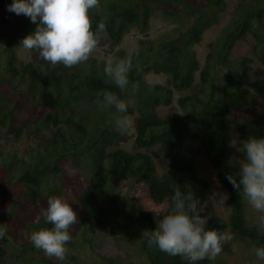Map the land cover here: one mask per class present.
I'll return each mask as SVG.
<instances>
[{
    "label": "trees",
    "instance_id": "1",
    "mask_svg": "<svg viewBox=\"0 0 264 264\" xmlns=\"http://www.w3.org/2000/svg\"><path fill=\"white\" fill-rule=\"evenodd\" d=\"M5 0H0V39L4 38L3 51L10 60L6 65L11 74H0V95H4L5 86L16 90L20 88L18 80L25 75L28 84L24 87V94L31 97L33 107L34 133L32 138H41L39 147L31 151V163L21 160L16 163L12 157L0 160L3 173L0 171V184H8L16 189L29 208L33 209L43 199L44 194L55 197L60 193L63 179H55V184L48 190L44 184L49 177L62 171L61 163L70 161L77 167L88 170V176L73 178L71 184L70 202L78 214V224L88 230L97 220L104 216V209L100 204V197L108 194L113 206L128 218L130 223H141L147 231H154L153 221L159 217L150 211L151 208H142L135 205L127 213L122 203L111 189L110 178L104 173L109 167L111 179L120 183H129L136 186V192L129 197L136 203L142 204L143 198L151 201L153 209L164 208L171 203L174 194V185L178 184L182 191L191 190L202 203L210 191V184L201 178L197 171L196 160L178 152V149L187 140L201 141L202 153L211 162L217 172L221 184L225 187L230 198V215L224 219L212 213L207 220V228L220 231L230 227L231 232L240 238L248 239L256 247H264V232L248 223L245 215V202L240 192L226 179V175L235 174L236 168L223 170L228 150L227 134L229 131L228 118L237 112L243 119H234L241 139L249 136H264V115L258 113L254 106L264 102V82L257 83L251 80L252 63L254 59L248 55L241 59V71L233 68L234 61L230 59L232 50L238 41L247 39L251 35L254 39V51L264 61V4L262 0H246L240 4L236 16L220 33L217 41L209 44V53L202 67L195 46L203 40L207 27L219 21L215 11L226 7L225 0H207L199 3L209 7L208 11H201L196 15L193 23L185 30L169 36L156 46H143L140 57L134 59V67L129 74L130 84L122 92L114 84L107 83L104 74L105 61H95L94 70H83L74 66L69 69L62 64L53 68L49 63H43L40 68H33L28 64V71L22 72L18 68V59L15 43L34 33L37 24L28 28L20 22L18 25L10 22V11L3 7ZM111 1V0H110ZM147 0H112L105 12H89L93 31L103 21L106 24L107 34L112 46L120 43L124 32L130 23H138L144 30L147 28ZM157 2V0H155ZM9 3V2H8ZM7 3V5H8ZM142 3V4H141ZM140 4V11H139ZM186 9L191 13L199 11L192 2L185 0ZM103 8V7H102ZM103 10V9H101ZM108 10V11H107ZM211 10L212 16L209 17ZM142 11V12H141ZM30 30V31H29ZM126 52L116 51V57H124ZM82 64V63H81ZM43 70V71H41ZM223 75L215 77L218 71ZM7 72V73H8ZM149 73L166 74L170 82L164 84H150L147 82ZM200 73V98L198 94H183L178 97L179 106L184 113L172 112L163 118L157 108L169 106L174 102L175 92H183L194 87L197 74ZM23 74V75H22ZM132 84L137 85L135 94L132 93ZM103 91L117 93L121 99L135 100V108L130 107L127 115L137 109L135 144L137 149L129 151L123 147H116L123 139L116 129V119L121 115L114 106L106 107L98 103ZM5 94L4 99H7ZM0 97V127L8 126L10 131L22 133L23 128H15L14 112L16 106L2 101ZM201 103L200 109L196 107ZM9 109V110H8ZM9 122V124L7 123ZM96 121V122H95ZM66 125L71 128L63 132ZM53 128V131L48 130ZM48 129V130H47ZM159 147L163 157L168 160L169 169L163 175L158 171L157 164L149 150ZM109 160V163L107 162ZM19 173V174H18ZM190 183L191 187L188 186ZM115 188V186L113 187ZM35 231L41 228H51L53 225L45 223L44 218L29 223ZM91 225V226H90ZM32 232V233H33ZM72 240L74 235L70 229ZM147 236L140 243L142 252L149 264H189L180 256H170L158 248L148 247ZM3 248L0 244V264H8V259L21 257L29 264L39 260L42 264H71L58 261L45 253L35 258L28 256L29 250H34L28 244ZM105 260V259H104ZM264 264V261H260ZM114 264V262H111ZM101 264V263H100ZM196 264H224L220 260L204 259Z\"/></svg>",
    "mask_w": 264,
    "mask_h": 264
},
{
    "label": "clouds",
    "instance_id": "2",
    "mask_svg": "<svg viewBox=\"0 0 264 264\" xmlns=\"http://www.w3.org/2000/svg\"><path fill=\"white\" fill-rule=\"evenodd\" d=\"M187 1L189 2V0ZM190 1L192 2L191 5L193 7H199V11L191 13L189 10H187L184 4L185 0H157V2H155V0H147V28L143 30L138 23H130L129 28L125 30L122 40L118 45L122 43L124 38L133 29L138 30L141 35L148 34L153 18L156 16L158 17V15H161L163 19H168L171 21H185V23L182 26H179L175 31L164 34L158 40L159 42L164 41L171 35L177 34L180 30H185V28L190 23L194 22L196 15L200 14L201 11L207 12L209 9V7L202 9V7L205 6L199 5V3L202 2H195L194 0ZM225 1L227 5V0ZM7 3L8 1L3 4V7L6 8L8 6V11H10L11 14L8 17L9 21L11 20L16 25H18L20 22L28 28L33 27L34 23L37 24L34 33L25 36L21 43H19L20 46L29 52L33 50L36 51L39 57L49 63L53 68L62 64L66 68L71 69L74 66L87 62L92 54L98 49L102 38L106 37L109 39L108 36H105L107 34V29L106 24L103 21L97 25L95 31H93L92 28V20L90 18L89 12L91 9H98L100 7V0H13L10 5H7ZM108 3L109 2H107L105 5L102 4V7L105 8L106 5L109 6L110 4ZM224 10L225 8L218 10L217 12L221 13ZM20 15L26 16L28 20L24 21L23 19H20ZM212 15L213 14L210 10L209 17L211 18ZM217 16L220 19L218 14ZM30 22L31 25H28ZM217 23L206 28L203 34V39L206 31L210 27L217 25ZM220 33L211 42L217 41L220 37ZM158 41L154 42L153 40H145L142 38V40H140L141 47L139 48L136 47L127 52L123 49H119L123 52H126L124 57H108L104 66V74L107 77L106 82L114 84L122 92L126 91L130 84L129 74L133 70L134 59L138 56L140 57V51L142 50L141 48H143L145 45L147 47L150 45L156 46L159 43ZM202 41L199 44H201ZM110 44L112 46L111 41ZM199 44L195 46L196 50ZM250 57H252L254 61L256 59L263 61L260 56L256 54V51H253V56ZM241 70L242 69L238 71ZM254 81L257 83H263L264 74L261 80ZM136 89L137 85L132 84L133 95L135 94ZM100 96L102 97V101L98 98V103L102 102V104L106 107L114 106L116 111L121 114L115 122L116 129L119 134H128L133 126V121L127 115V112L130 107L134 106V99H121L117 93L111 91H103ZM255 107L256 105L254 106V109ZM13 116L15 117V113ZM15 121V128H23L22 133L10 131L6 125L1 126L0 129H3L7 132H13L9 134L12 140H15L16 137V139L20 141L25 136V130L24 127H17L15 125ZM7 123L9 124L8 121ZM69 128H71V126L66 125L63 129V132H67ZM51 129L53 128L51 127ZM33 133L34 126L33 132L31 131L29 133V137L32 138L33 135L31 134ZM12 135L16 136L13 138ZM40 141L41 138L38 137L33 140L29 139V161L26 159L20 160H25L28 163H31V151L39 147ZM230 146L235 147L237 152L242 153L243 158H237L235 160V163L239 165V180L237 181L236 177L232 174L226 175V179H228V181L233 185L234 189L240 192L254 212L258 214V229L261 232H264V136L257 137L252 135L243 140L233 139L230 141ZM9 157H12L17 163L18 160H16L14 156L10 155ZM166 161L168 163V160ZM107 162L109 163V160H107ZM66 163L70 164L74 168H80L84 170L85 174L88 176L89 169L77 167L70 161L62 162V171L55 173V176L58 174L63 175L65 173ZM230 163L232 162L230 161ZM197 171L199 174L198 167ZM79 176L86 177L83 173ZM79 176H77L76 179H78ZM187 184L189 187H191L189 182H187ZM6 185L7 184H5V186ZM173 187L174 194L172 196L171 203L166 206L162 204L164 208L153 209L154 206L149 205L151 204V201L148 198H146L145 202L143 201L142 204L137 203L138 206H141L144 209L151 208L150 211H153L158 217L163 214L160 219L153 221V225L155 226L154 231H147L144 226V235L148 237V247L158 248L161 252H164L170 256H180L184 260L188 261L189 264H196L197 261L204 259H217V261L220 260L223 256L222 249L226 247L225 243L232 240L233 235L229 232H225L224 230L226 228L222 231L215 228H207L206 224L208 219L201 215L204 205L200 203V200L191 190L182 191L178 184L174 185ZM22 198L23 197H21V199ZM226 199V193L217 192L215 190L213 191L212 195L209 196V200H219L221 203H224ZM22 200L24 201V199ZM2 201L4 202V198ZM133 201L135 202V200H131V202ZM112 207L115 208L114 211H118L116 206ZM122 208H124L123 203ZM124 211L127 213L125 208ZM42 215L44 217L45 223L51 224L53 227L41 228L38 231L31 233L30 240L36 249L42 250L45 255L49 257H55L58 261L63 262L66 260L67 253L69 252V249L66 247V245L68 243H72L70 229L72 228L73 233V225L78 221L77 211L73 209L72 205L66 199L56 196L48 198L47 208L42 211ZM104 216L102 217L103 220ZM6 233V226L4 224H0V239L4 238ZM0 244L3 246V248L10 247L8 244L2 243L1 241ZM253 247L254 248L252 251L257 262L264 261V247H255L254 245ZM20 255L21 257L19 258L22 260V263H24L26 258L23 256V254ZM218 256H220L219 259ZM8 264H10V259H8Z\"/></svg>",
    "mask_w": 264,
    "mask_h": 264
},
{
    "label": "rangeland",
    "instance_id": "3",
    "mask_svg": "<svg viewBox=\"0 0 264 264\" xmlns=\"http://www.w3.org/2000/svg\"><path fill=\"white\" fill-rule=\"evenodd\" d=\"M9 2L10 5L13 0H5V2ZM112 1V0H111ZM110 0H100V7L98 9H91V12H99L103 13L106 11L108 5L105 8H102V4H111ZM195 2H206L207 0H194ZM246 0H227V5L225 10L221 13H216L220 16L219 22L217 25L210 27L205 35L201 44L198 45V57L200 59L202 67L205 64V59L209 51L208 44L217 37V35L221 32L223 28H226L229 23L236 16V11L239 5ZM264 2V0H263ZM8 9V6L6 7ZM103 9V10H101ZM11 18V16H10ZM20 19L28 20L26 16L20 15ZM10 22H12L10 20ZM185 21L182 20H168L163 19L161 15L158 17H154L152 20V25L150 27L149 33L146 35H141L138 30L133 29L122 41V43L115 48H113L110 44V40L106 37H103L100 41V45L98 49L92 54L91 57L95 59V61H106L108 57L115 56L116 51L119 49H123L126 52L134 49L136 47H141L140 40H153L154 42L158 41L164 34L175 31L179 26H182ZM31 25V22L28 23ZM159 42V41H158ZM5 44L4 38L0 39V74L7 76L11 75L8 72L7 61L10 60L6 57V54L3 51V45ZM254 39L251 35L247 36L246 40L238 42L234 49L232 50L230 59L234 61L235 70L242 69L241 67V59L243 56L250 55L253 56L254 51ZM15 52L18 58V68L22 72L28 71V64L32 63L34 65L33 68H41L43 63H47L42 58L39 57L36 51L29 52L20 46L19 43H15ZM93 58L89 59L87 62L77 65V68L83 70H91L94 69ZM48 64V63H47ZM43 71V70H41ZM8 72V73H7ZM264 74V62L260 59H256L252 63V71H251V80H261ZM23 75V74H22ZM223 75V70L218 71L215 77H220ZM20 84V88L13 90L10 87L5 86L4 95H0L3 98L2 101L7 102L8 104H13L16 106L15 110V125L17 127H24L25 136L23 139L18 141L16 139V135H12L15 140H12L9 134L13 132H7L3 129H0V160H4L5 157L14 156L18 163H21L20 159H26L29 161V139L33 140L34 138L29 137V133L33 132L32 123L34 121H30L33 117V107L30 104L31 97L24 94V87L28 84L25 75H23V80H18ZM147 82L149 84H164L167 85L170 82V77L166 74H156L149 73L147 75ZM200 73L197 74L196 84L193 88L183 91V92H175L174 102L169 106H160L157 108L158 113L161 117L165 118L169 116L172 112L184 113V109H182L178 104V97L183 94L192 95L193 93L198 94L199 98L206 93H200ZM5 94H8L7 99H4ZM132 98V97H130ZM133 99V98H132ZM135 101V100H134ZM203 105L201 103L196 107L200 109ZM135 108V105L132 107ZM9 110V109H8ZM255 110L258 113L264 114V102L263 104H258L255 107ZM128 116L133 121V126L130 132L124 135L123 139L119 142L116 147H123L129 151H135L137 149L135 145V128H136V120L138 117L137 109H134V113L128 114ZM234 119H243V116L239 115L235 112L234 115L228 118L229 120V131L227 134L228 140V150L226 155V160L222 165L223 170H228L229 168L235 167V174L239 177V165L235 163L237 158H243V154L237 152L235 147L230 146V141L233 139L242 140L239 130L236 127ZM48 130V129H47ZM53 131V129L48 130V132ZM150 154L153 156L157 163L158 171L161 175H163L168 169V163L164 159L161 149L159 147H154L149 150ZM178 152L184 154L187 157H193L196 160L197 167L199 170V174L201 177L207 179L210 183L211 189L207 193L205 200L202 202L204 205L203 210L201 211V215L205 216L206 219H209L212 213H216L220 215L224 219H228L230 215V198L227 190L220 183L219 178L217 176L216 170L213 168L211 162L207 160V158L202 153V144L201 141H186L179 149ZM230 161L232 163H230ZM0 171L4 174L3 169L0 165ZM85 174V171L82 169L74 168L70 164H65V173L63 175L58 174L57 176L49 177L48 183L44 184V189L48 190V188L53 184H55V179L62 180L64 188L61 189L60 193L55 194V197H61L66 199L70 204L71 197V184L70 180L79 176L80 174ZM104 173L107 175L110 184L112 185V190L116 194L117 199L120 203H123L124 208L128 211L131 207L134 210L135 205H132L131 196L136 192V186L129 183H120L119 185L111 179L110 169L106 167ZM240 178V177H239ZM8 185V184H7ZM0 185V224H4L7 228V233L4 238L0 239L2 243H6L9 246H21L24 244H28L30 247L32 242L30 240L31 233L33 232V228L30 227L29 223L37 220H42L43 215L42 211L47 208V201L50 195L47 193L44 196H47V199H43L37 207L34 209H30L28 205L21 199L18 191L16 189H11L10 186ZM3 186V187H1ZM115 186V188H113ZM222 192L227 194V199L224 203H221L219 200L211 201L209 200V196L212 195L213 191ZM140 197L143 198L145 202L144 196L140 194ZM4 198V202L2 201ZM134 202V201H133ZM245 202V215L247 221L250 225L256 226L258 228V214L254 212L251 206ZM100 203L105 209L104 220L96 221L92 224V229L84 230L78 221L73 225V234L74 238L72 243H68L66 247L69 249L67 253V258L64 261L70 262L71 264H149L148 259L145 254L142 252L140 243L143 239L146 238L144 235L145 229L141 223H130L125 215L120 212L114 211L111 204V199L108 194L103 195L100 198ZM136 205L137 203L134 202ZM138 206V205H137ZM12 217H11V216ZM225 232H229L233 235V239L225 243L226 249H222V257L220 259L224 264H261V262H257L256 257L253 253V245L249 242V240L245 238H240L236 234L230 231V228H226ZM255 246V245H254ZM256 247V246H255ZM225 250V251H224ZM42 250L34 249L28 251V256L30 258H35L37 255L39 256ZM44 253V252H42ZM220 256H218V259ZM105 259V260H104ZM10 264H29L28 260H25L22 263V260L17 257H12L10 259ZM31 264H42L39 260H35L31 262ZM45 264V263H44Z\"/></svg>",
    "mask_w": 264,
    "mask_h": 264
}]
</instances>
